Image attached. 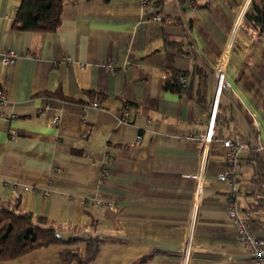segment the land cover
<instances>
[{
	"label": "crops",
	"instance_id": "crops-1",
	"mask_svg": "<svg viewBox=\"0 0 264 264\" xmlns=\"http://www.w3.org/2000/svg\"><path fill=\"white\" fill-rule=\"evenodd\" d=\"M20 2L0 0V54H20L0 61L7 97L0 103V199L18 200L65 235L82 228L77 235L110 238L86 264H181L187 241L190 264H249L217 177L226 166L222 139L238 134L246 144L233 166L238 203L264 239V183L253 151L264 140V35L247 28L246 16L231 32L241 0H161V20L142 0H66L48 32L14 27ZM222 55L229 88L217 101L196 206L198 138L215 96L211 69ZM169 57L187 73L192 95L165 87ZM105 153L113 161L101 178ZM94 193L111 205L86 199ZM65 246L0 264H63ZM69 246L84 252L86 240Z\"/></svg>",
	"mask_w": 264,
	"mask_h": 264
},
{
	"label": "trees",
	"instance_id": "trees-1",
	"mask_svg": "<svg viewBox=\"0 0 264 264\" xmlns=\"http://www.w3.org/2000/svg\"><path fill=\"white\" fill-rule=\"evenodd\" d=\"M65 1L21 0L16 10L13 25L17 29L34 32L53 31L59 24ZM154 2L160 7L159 11L161 12L163 10L161 0H154ZM246 19L248 21L247 28L251 32H255L258 36L264 35V0H252L251 9L247 12ZM176 22L180 23V20L177 19ZM165 40H167L166 36ZM169 42L182 44L181 41ZM180 45L173 49L183 52L185 49ZM168 67L170 77L167 78L165 87L179 92H188L189 95H192L190 83L182 79L187 73L175 68L171 57H169ZM196 94L195 99L205 104L204 94L200 92ZM126 104L130 103L126 102ZM253 151L255 159L259 163L257 177L264 183V152ZM81 229L71 228L68 230L70 233L65 235L46 217L21 209L18 200L0 199V260L18 257L36 248L63 244L67 245L59 251V257L63 264H69L73 261L78 264H86L95 257L99 245L103 241L111 239L94 234L85 237L77 235ZM82 240H86L84 252H81L77 246H69Z\"/></svg>",
	"mask_w": 264,
	"mask_h": 264
},
{
	"label": "built area",
	"instance_id": "built-area-1",
	"mask_svg": "<svg viewBox=\"0 0 264 264\" xmlns=\"http://www.w3.org/2000/svg\"><path fill=\"white\" fill-rule=\"evenodd\" d=\"M252 0H241L235 19L233 21V28L231 32L234 33L237 28L243 22L247 12L251 9ZM142 4L149 8L153 14L155 20H161L160 7L154 2V0H142ZM20 54L15 50H7L0 54V61L3 64L13 63ZM225 55H222L218 62L212 67V73L215 77V96L210 109V117L206 131L199 136L198 142L200 146V168L196 172V185L194 190L195 204L200 205L199 191L203 184L205 163L209 153V149L212 145L215 135L213 132L216 106L219 95L229 88V83L225 76ZM112 68V67H111ZM7 100L5 91L0 89V103H5ZM93 105L97 106L98 103L94 102ZM59 120L58 115H54L52 121L56 123ZM139 139V137H138ZM138 139L136 141H138ZM222 146L224 148V157L226 159V166L224 170L219 172L218 179L226 183L225 203L227 208L228 218L235 229L237 240L248 249L250 262L249 264H264V239L258 238L253 234V231L249 225V220L240 211L238 203L239 189L235 183V175L233 173V166L236 162L238 154L246 148V144L243 139L236 134L233 137H227L222 139ZM254 150L262 153L264 152V140L257 142L254 145ZM113 161L112 157L105 153L103 162L101 164V178H104L108 173L109 164ZM86 199L91 200L93 204L100 205L107 203L111 205V202H104L97 194H90ZM194 251V245L187 241L186 244L179 250L178 258L181 264H190L192 261V255Z\"/></svg>",
	"mask_w": 264,
	"mask_h": 264
}]
</instances>
